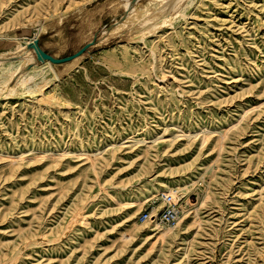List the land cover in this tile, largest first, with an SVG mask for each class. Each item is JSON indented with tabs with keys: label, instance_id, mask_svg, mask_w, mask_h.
<instances>
[{
	"label": "rangeland",
	"instance_id": "rangeland-1",
	"mask_svg": "<svg viewBox=\"0 0 264 264\" xmlns=\"http://www.w3.org/2000/svg\"><path fill=\"white\" fill-rule=\"evenodd\" d=\"M152 2L0 0V55L96 41L0 103V264H264V0Z\"/></svg>",
	"mask_w": 264,
	"mask_h": 264
},
{
	"label": "bare ground",
	"instance_id": "bare-ground-1",
	"mask_svg": "<svg viewBox=\"0 0 264 264\" xmlns=\"http://www.w3.org/2000/svg\"><path fill=\"white\" fill-rule=\"evenodd\" d=\"M152 1H154L155 3L156 2H158L159 4H161L162 6H163V4H166V6H167V8L165 9V11H162V12H159V10L161 9H159V10H156V11H158L160 14L161 13H163V18H162V25L161 26H163V23L165 24V20L168 18V16L167 15H165L166 13H167V11L170 9V8H172L176 3H177V1L178 0H152ZM181 2V1H180ZM155 3H153L152 2V4L154 5ZM151 4V5H152ZM184 4V3H183ZM148 5H150V4H148ZM130 7V6H129ZM160 7V6H159ZM175 7V6H174ZM182 8V7H181ZM130 10V13L129 14H134V16L137 18V24H141L142 25V28H143V30H146L145 31V33L147 32L148 33V30H149V28L150 29H152L151 27H154V26H157L158 24H159V19L158 18H156L155 16H148V14L149 13H147V15H146V10H147V8H146V12L144 13V14H142V11H143V9H142V11L140 12L141 13V18H139V16H138V13H139V10L138 9H136V8H133V7H130L129 8ZM156 11H154V12H156ZM174 11H175V9H174ZM144 12V11H143ZM170 12V11H169ZM176 12V11H175ZM178 12V11H177ZM176 12V13H177ZM131 14V15H132ZM151 14V13H150ZM154 14V13H153ZM156 15V14H155ZM133 16V17H134ZM148 16V17H147ZM176 16V15H175ZM171 17V16H170ZM130 19H131V17H129ZM173 18H175V17H173ZM123 19V18H122ZM124 19L126 20V19H128V17H124ZM123 19V20H124ZM122 20V21H123ZM169 20V19H168ZM167 20V21H168ZM171 20H174V19H172L171 18ZM133 21V20H132ZM132 21H130V22H132ZM126 22V21H125ZM127 22H129V21H127ZM127 22L126 23H124V24H126L127 25ZM129 22V23H130ZM135 22V21H134ZM172 21H168L167 22V25H168V23H171ZM122 24V23H121ZM121 24H119V25H117V27H118V29H116L117 31L119 30V27L121 26ZM135 25V24H134ZM166 25V26H167ZM123 26V25H122ZM124 27H125V25H124ZM139 27V26H138ZM137 27V28H138ZM158 27V26H157ZM160 27V26H159ZM158 27V28H159ZM114 27H110L109 29H107V31L109 32V30H112ZM132 28V27H131ZM130 28V29H131ZM136 28V29H137ZM155 28V27H154ZM163 28V27H162ZM121 29V28H120ZM127 29V28H126ZM135 29V28H134ZM115 30V29H114ZM139 30V29H138ZM153 30L154 29H152V32H153ZM156 30V29H155ZM157 30H159V29H157ZM115 32V31H114ZM143 32V31H142ZM151 32V31H150ZM149 32V33H150ZM141 33V32H140ZM140 33H138L139 35H140ZM144 33V34H145ZM137 34V35H138ZM143 34V33H142ZM142 35H140V37H141ZM145 36V35H144ZM143 36V37H144ZM35 39H37V38H30V39H28V38H17V39H14L16 42H17V46H16V50H15V52L12 54V55H0V70H3V66H9V67H12V65H17L16 66V68H15V70H14V72H13V74H12V76H11V78H9L8 80L9 81H7V82H5V83H3L2 84V86L0 87V103L2 102H4V101H6L7 99H8V97H10V95H12V93H13V91H14V89H15V86H25V85H27L28 83H33L34 82V80H35V77L34 76H28L27 75V72H25L23 69H22V67H24V65H28V64H33L34 63V61H35V56H34V54L28 49V47L30 46V45H32L33 44V42H34V40ZM12 58V60H10V61H7L6 60V58ZM50 62H46V63H44V64H49ZM51 64V63H50ZM36 67H40V66H37L36 65ZM10 69V68H9ZM8 69V70H9ZM12 81L13 82H15V84L13 85L12 84ZM28 87V86H27ZM177 189V188H176ZM174 190L175 189H171L170 187H166V192L168 193V194H166V192H164V194H162V195H167V196H171V197H174V198H178V197H176L175 195H176V192H174ZM178 190V189H177ZM181 191V190H180ZM185 192H186V190H185ZM188 202L189 203H191V204H193L194 205V208H196V210H195V215L194 216H192V217H197V211H198V209H197V207L199 206V201L197 200V198L196 197H194L193 195H189V197H188ZM187 202V203H188ZM154 212V211H153ZM189 213V212H188ZM155 214V213H154ZM153 214V215H154ZM191 214H193L192 212H191ZM190 216V215H189ZM152 217H155V215L154 216H152ZM185 219H186V217L185 218H183L179 223H178V226L177 227H179V226H181V224L183 223V221H185ZM147 224V225H146ZM148 224H151L150 225V228L151 227H153L154 228V230H159V231H163V229L161 230V228L162 227H164V226H162L161 224H159L156 220H150L149 222H147V223H145V225L146 226H148ZM171 227H173V226H171ZM169 230H167V231H172L173 230V228H168ZM153 230V229H152ZM158 231V232H159Z\"/></svg>",
	"mask_w": 264,
	"mask_h": 264
},
{
	"label": "built area",
	"instance_id": "built-area-1",
	"mask_svg": "<svg viewBox=\"0 0 264 264\" xmlns=\"http://www.w3.org/2000/svg\"><path fill=\"white\" fill-rule=\"evenodd\" d=\"M164 200L167 203V207H165L162 211L152 217L151 212L145 210L142 214V221L156 220L159 223L167 226H175L180 220L185 211V207L183 205L180 206L179 203H172L173 197L164 195Z\"/></svg>",
	"mask_w": 264,
	"mask_h": 264
},
{
	"label": "water",
	"instance_id": "water-1",
	"mask_svg": "<svg viewBox=\"0 0 264 264\" xmlns=\"http://www.w3.org/2000/svg\"><path fill=\"white\" fill-rule=\"evenodd\" d=\"M96 44V41H92L91 43L85 45L81 50H79L77 53L65 57V58H54L53 56L47 54L40 46L39 44V40L35 39L33 44L30 45L28 47V49L34 54V56L36 57V59L38 60L39 63L44 64L46 62H50L52 65H62V64H66L69 63L73 60H75L76 58L84 55L88 49L92 46H94ZM7 61L12 60V58H6Z\"/></svg>",
	"mask_w": 264,
	"mask_h": 264
}]
</instances>
